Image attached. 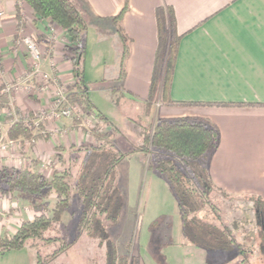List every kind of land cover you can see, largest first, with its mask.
I'll use <instances>...</instances> for the list:
<instances>
[{
    "label": "crops",
    "instance_id": "1",
    "mask_svg": "<svg viewBox=\"0 0 264 264\" xmlns=\"http://www.w3.org/2000/svg\"><path fill=\"white\" fill-rule=\"evenodd\" d=\"M73 1L87 23L117 26L119 45L123 49L126 43L128 48L118 88L143 104L157 48V8L166 16L172 14L180 37L170 74L169 101L161 102L158 94L149 110L154 108L156 119L188 118L216 127L219 143L208 161L212 182L230 195H257L264 200V0ZM125 3V11L115 22L113 17ZM16 6L17 0H0V90L31 70V59L19 38L32 35L41 51L42 71L55 74L69 92L73 87V46L64 42L67 35L50 21L37 18L25 2L19 16ZM41 84L37 76L27 85L31 89L23 85L10 95H0L1 139L12 124L9 109L23 118L50 106L54 87L42 92ZM100 122L82 110L79 116L47 120L41 125L47 135H35L27 146L26 138L22 143L13 142L0 154V167L10 163L9 157H20L21 163L13 166L29 167L50 177L48 163L56 152L95 143L91 130L112 133L114 125L98 127ZM43 161L47 166H40ZM3 201L0 197L4 206ZM196 247L197 255H213Z\"/></svg>",
    "mask_w": 264,
    "mask_h": 264
},
{
    "label": "trees",
    "instance_id": "2",
    "mask_svg": "<svg viewBox=\"0 0 264 264\" xmlns=\"http://www.w3.org/2000/svg\"><path fill=\"white\" fill-rule=\"evenodd\" d=\"M24 1L37 18L48 20L63 30L73 46V54L70 57L73 87L67 93L69 100L76 101L83 112L113 126V122L90 99L87 82L83 79L84 49L80 40L87 29V21L79 8L73 0ZM16 7L19 16V6ZM126 7L125 3L113 17L115 22L120 20ZM179 37L174 29L172 14L166 16L163 14V9L158 7L157 48L148 93L144 100L147 111L158 94L161 102L169 101L170 74ZM127 49L124 43L121 63ZM121 72L124 73V70ZM114 87L120 88V84ZM91 132L96 139L95 143L82 144L73 149L78 153L76 159L80 160L72 184L69 182L68 167L62 171L54 170L51 176L46 178L29 167L15 168L1 165V195L11 197L17 191H22L39 201L43 196L48 198L54 194V202L50 207L46 206L45 211L34 215L32 219H23L14 232L0 235L1 251L20 248L25 244L32 246L31 240L37 237L46 241L63 238L57 235L46 236L45 233L61 221L62 213L69 203V192L74 189L82 205L78 219L79 231L97 238L104 245V264H139L137 254H129L128 249L120 253L116 242L105 230L99 228L101 219L98 215L113 205L111 193L114 192L115 183L112 171L124 157L125 152L113 151L108 130H91ZM7 134L12 139L19 136L26 139L35 137L32 128L22 119L13 122ZM143 139L141 145L143 150L150 152L154 150L155 154L161 155L157 158L155 168L164 176L175 195L181 213L182 233L186 240L219 255H226L233 249L237 250L240 255L239 264H264V200L257 195L244 196V199L252 203L249 207L252 214L233 218L230 222L221 219L217 206L211 200V194L215 191L220 192L222 196H230L212 182L208 171V161L219 143L217 128L201 120L157 118L151 129L144 132ZM55 155L58 161L64 162L62 151L56 152ZM178 160L189 166H179ZM203 212L212 217L210 219L203 217ZM111 217L115 218L117 215ZM245 223H252L253 227L256 225V231L248 236L251 239L249 245L244 242L247 237V232H244ZM256 240L258 243L255 245ZM69 246L70 242L63 240L59 247L50 252V257L65 251ZM255 249L259 252V258L263 257L260 258V263L249 259ZM36 257V264L44 263L40 261L39 254Z\"/></svg>",
    "mask_w": 264,
    "mask_h": 264
},
{
    "label": "rangeland",
    "instance_id": "3",
    "mask_svg": "<svg viewBox=\"0 0 264 264\" xmlns=\"http://www.w3.org/2000/svg\"><path fill=\"white\" fill-rule=\"evenodd\" d=\"M33 38L38 45L36 38L34 36ZM65 41L70 40L66 37ZM80 44L84 49L83 76L87 82L90 99L115 125L111 130L112 133L109 134L113 151L125 152L124 157L112 171L115 183L114 192L111 193L113 205L98 215L101 219L99 228L105 230L116 242L120 253L128 249L129 254H137L139 264H195L199 260L202 261L201 264H239L240 255L237 250L233 249L226 255L213 253L210 256L205 253L206 255L200 256L195 252L197 247L194 244L183 242L182 219L177 200L164 176L155 168L157 158L161 155L155 154L154 150L145 151L141 146L144 142V132L150 130L157 120L154 118V108L147 111L145 104L128 97L126 92L114 87L120 84V61L123 54V49L119 45L117 26L110 22H102L98 25L93 22L87 23ZM49 75L57 77L55 74ZM62 85L68 93L65 85ZM67 100L77 108L76 113L67 118L81 115L80 105L69 100L68 97ZM10 111L12 110L9 109L7 114ZM28 118L36 119L34 116ZM101 124L100 122L97 126L100 127ZM30 127L33 135H43L37 127ZM34 138L27 140H31L32 143ZM18 140L21 142L23 137L12 139L7 135L3 139L0 138V154ZM24 143L27 146L26 140ZM4 144L6 146L1 148ZM77 155V151L71 149L64 153V162L58 161V157L54 155L48 165L52 172L62 171L68 167L69 182L72 184L80 160L76 159ZM21 161L20 157L11 156L10 163L5 165L15 167L13 165ZM177 163L179 166H189L180 160ZM40 166H47V162H41ZM69 194V203L62 213L61 221L45 233L46 236L57 235L63 238L46 241L37 237L31 240L32 246L25 244L20 248L0 250V264H36L37 254L40 255L43 264H104L105 247L97 238L79 231L81 201L74 189ZM27 195L22 191H17L11 197L0 194L3 202L6 201L4 206L0 205V235L14 232L23 219H32L34 215L45 211V207H50L54 202V194L48 198L43 196L39 201ZM211 200L217 206L224 222L252 214L249 209L252 203L244 199V196H222L220 192L215 191L211 194ZM34 204H37V207ZM114 214L117 217L112 218ZM202 214L208 219L212 217L208 213ZM252 223L244 224V232H247V237L244 239L246 245L251 241L248 236L256 231V225L253 227ZM63 240L70 242V246L65 251L50 257V252L59 247ZM257 243L256 240L255 245ZM260 258L257 249L249 256L251 261L258 263L261 262Z\"/></svg>",
    "mask_w": 264,
    "mask_h": 264
},
{
    "label": "built area",
    "instance_id": "4",
    "mask_svg": "<svg viewBox=\"0 0 264 264\" xmlns=\"http://www.w3.org/2000/svg\"><path fill=\"white\" fill-rule=\"evenodd\" d=\"M24 0H17V5L20 8V5ZM2 12H0V17ZM22 44L26 46L27 54L29 55L32 63V68L28 72H24L20 78L13 80L11 83H7L4 85L0 91V94L10 95L15 89L26 86L27 90L31 89V86H27L30 81H32L35 77H40L42 80V84L39 89L42 92L47 91L46 89L50 86L54 87L53 98L51 100L50 106L42 110L37 116H34L36 119L28 118L25 116L23 120L25 123L32 127H37L43 135H47L44 128H41V125L44 122L50 119H56L60 117H68L71 116L73 113H76V106H73L67 100V92L64 86L59 82L57 77L51 76L44 71L41 70V62H42V55L39 46L37 45L36 41L34 40L32 35H22L20 38ZM1 60V58H0ZM12 123L20 118L13 110L9 112ZM33 140V139H31ZM31 140H26V143L30 144ZM6 145H1V148H4Z\"/></svg>",
    "mask_w": 264,
    "mask_h": 264
}]
</instances>
